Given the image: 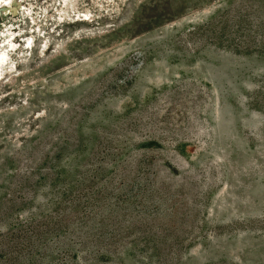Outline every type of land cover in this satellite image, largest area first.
<instances>
[{"label": "rangeland", "instance_id": "obj_1", "mask_svg": "<svg viewBox=\"0 0 264 264\" xmlns=\"http://www.w3.org/2000/svg\"><path fill=\"white\" fill-rule=\"evenodd\" d=\"M10 2L0 264H264V0Z\"/></svg>", "mask_w": 264, "mask_h": 264}, {"label": "bare ground", "instance_id": "obj_2", "mask_svg": "<svg viewBox=\"0 0 264 264\" xmlns=\"http://www.w3.org/2000/svg\"><path fill=\"white\" fill-rule=\"evenodd\" d=\"M9 1H11L10 3L12 4V1L13 0H0V8L1 9H4V8H6L5 7V4L7 3V2H9ZM66 2V4L67 5H65V6H68V5H71V0H65ZM8 6V5H7ZM11 6V5H10ZM9 7V6H8ZM8 9V8H7ZM15 11V10H14ZM62 19V18H61ZM5 62V56L3 55V54H0V63L2 64V63H4ZM0 64V65H1ZM0 69H1V67H0ZM0 71H2V69L0 70ZM7 77V76H6ZM4 79V78H3Z\"/></svg>", "mask_w": 264, "mask_h": 264}]
</instances>
